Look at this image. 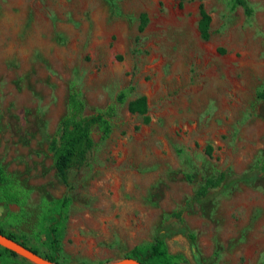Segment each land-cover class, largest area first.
Returning <instances> with one entry per match:
<instances>
[{"label": "rangeland", "instance_id": "rangeland-1", "mask_svg": "<svg viewBox=\"0 0 264 264\" xmlns=\"http://www.w3.org/2000/svg\"><path fill=\"white\" fill-rule=\"evenodd\" d=\"M245 1L250 13L234 0H203L211 17L204 40L200 0H0V166L17 200L0 201V225L44 254L42 202L66 194L58 264L112 262L153 241L205 176L259 164L264 0ZM71 86L87 113L111 106L113 114L110 134L93 135L92 157L70 172L68 188L46 137L66 113ZM138 95L147 120L127 109ZM183 217L194 242L173 228L163 244L181 256L177 264H264V171Z\"/></svg>", "mask_w": 264, "mask_h": 264}, {"label": "trees", "instance_id": "trees-1", "mask_svg": "<svg viewBox=\"0 0 264 264\" xmlns=\"http://www.w3.org/2000/svg\"><path fill=\"white\" fill-rule=\"evenodd\" d=\"M182 3L185 0H178ZM199 4V19L197 28L200 37L207 40L210 36L211 17L206 11L203 0ZM235 3L244 7L247 13L251 12L250 7L245 0H234ZM146 19L142 15V21L139 29L145 26ZM126 91H121L117 95V101L124 102ZM127 109L132 114L145 116L147 113V100L144 95H138L127 102ZM113 108L96 109L91 113L86 112V104L80 91L70 87L67 95V110L57 124L53 135L46 137V149L51 155L56 175L60 181L71 188L70 172L82 169L89 162L96 141L94 134L102 138L107 137L112 129L111 115ZM147 120V116H145ZM264 171V158L259 164L244 173H235L230 169H221L215 173L205 176L202 183L196 188L185 205L170 213L163 221L162 226L154 236L153 241L145 245H137L131 248L126 257L133 258L142 264H177L181 256L172 255L164 248V240L167 235L172 233V229L184 234L191 242L195 240V234L187 226L183 217L184 211L194 203L202 202L214 191L219 192L227 190L239 182L252 181L258 172ZM189 181H194V175L186 174ZM14 178L9 175L2 166H0V201L9 203L15 200L12 192ZM71 204V197L63 195L56 200H44L41 206V218L47 222L48 235L46 236L47 250L44 254L39 253L35 247L28 246L23 240L11 232L6 231L0 225V232L5 234L23 245L29 247L34 252L40 254L50 262L59 263L60 240L63 235L64 224L67 219V213ZM0 261L2 264H12V257L17 256L13 251L0 246Z\"/></svg>", "mask_w": 264, "mask_h": 264}, {"label": "water", "instance_id": "water-1", "mask_svg": "<svg viewBox=\"0 0 264 264\" xmlns=\"http://www.w3.org/2000/svg\"><path fill=\"white\" fill-rule=\"evenodd\" d=\"M0 245L9 249L10 251H13L15 254L32 262L33 264H57L54 262H50L40 254L31 250L29 247L23 245L21 242L5 234H2L1 232H0ZM98 264H142V263L136 261L133 258L124 257L112 262L98 263Z\"/></svg>", "mask_w": 264, "mask_h": 264}]
</instances>
